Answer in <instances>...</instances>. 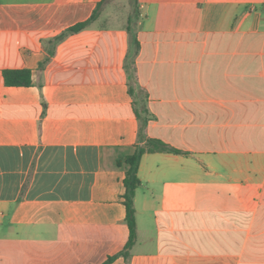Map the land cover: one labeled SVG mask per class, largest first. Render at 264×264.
Listing matches in <instances>:
<instances>
[{
    "label": "crops",
    "instance_id": "1",
    "mask_svg": "<svg viewBox=\"0 0 264 264\" xmlns=\"http://www.w3.org/2000/svg\"><path fill=\"white\" fill-rule=\"evenodd\" d=\"M141 133L111 264H264V0H0V264L120 254Z\"/></svg>",
    "mask_w": 264,
    "mask_h": 264
},
{
    "label": "trees",
    "instance_id": "2",
    "mask_svg": "<svg viewBox=\"0 0 264 264\" xmlns=\"http://www.w3.org/2000/svg\"><path fill=\"white\" fill-rule=\"evenodd\" d=\"M135 1V0H134ZM99 9L94 13V15L86 22L78 24L68 30L67 33H76L87 26H89L98 16ZM134 21L130 19V28L133 27ZM65 36L62 35L59 40ZM4 80L7 86L11 87H29L32 85V72L30 70H11L4 72ZM144 112L146 110L144 109ZM142 122V128L146 125L147 120L140 117ZM145 142L143 145L142 143ZM156 152H168V153H179L177 150L170 148L166 144L158 140L145 139L142 133L140 134L139 144L136 146L135 153L125 158L124 162L128 165L127 176L125 179V186L127 189L125 195V206L127 209V223L130 229V238L125 249L117 256L110 257L104 264H111L117 258L123 256L128 258L130 250L134 247L137 240V223H136V213L134 208V198L136 190L140 186V180L138 177L139 165L142 157L146 153H156Z\"/></svg>",
    "mask_w": 264,
    "mask_h": 264
},
{
    "label": "rangeland",
    "instance_id": "3",
    "mask_svg": "<svg viewBox=\"0 0 264 264\" xmlns=\"http://www.w3.org/2000/svg\"><path fill=\"white\" fill-rule=\"evenodd\" d=\"M124 9V8H123Z\"/></svg>",
    "mask_w": 264,
    "mask_h": 264
}]
</instances>
